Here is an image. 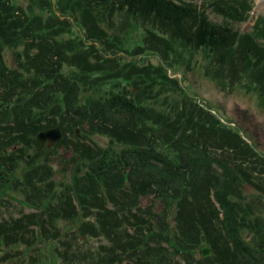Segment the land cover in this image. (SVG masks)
<instances>
[{
  "label": "trees",
  "instance_id": "obj_1",
  "mask_svg": "<svg viewBox=\"0 0 264 264\" xmlns=\"http://www.w3.org/2000/svg\"><path fill=\"white\" fill-rule=\"evenodd\" d=\"M79 1L91 14L108 8L152 17L188 46L228 55L233 68L249 72L264 103V44L258 41L264 38V16L251 31L237 33L206 11L210 7L241 21L251 0ZM94 26L91 35L98 40L104 29ZM48 27L35 25L14 0H0V193L14 180L21 160L33 159L27 148L42 129L60 126L64 134L58 143L83 158L72 183L61 191L66 183L56 188L51 165L30 168L25 181H14L24 185L20 202L34 211L0 221V261L42 264L37 250L58 238L53 243L57 264H119L115 255L118 261L128 256L133 264H182L179 256L184 264H264V232L246 239L247 211L236 200L244 184L264 191V155L235 126L195 102H188L184 119L183 110L174 117L125 90L83 100L79 81L84 75L68 70L69 50ZM82 67L95 69L89 61ZM95 132L111 135L118 147L102 146L91 135ZM143 197L152 203L143 206ZM60 219L109 244L77 251L63 240ZM204 243L212 255L195 256Z\"/></svg>",
  "mask_w": 264,
  "mask_h": 264
},
{
  "label": "rangeland",
  "instance_id": "obj_2",
  "mask_svg": "<svg viewBox=\"0 0 264 264\" xmlns=\"http://www.w3.org/2000/svg\"><path fill=\"white\" fill-rule=\"evenodd\" d=\"M14 2L24 7L35 25L49 26L47 31L56 34L64 42L70 53L68 70L84 75L79 81L83 100L125 90L132 95L140 93L144 101L156 102L158 108L170 110L174 117H178L179 111L183 110L184 119L188 114V102H195L215 113L224 124L235 126L254 150L264 155V103L261 94L255 88L249 72L243 68L240 70L237 67L240 65L233 68L227 59L228 55L220 56V53L210 51L208 48L190 47L170 27L152 17L130 14L125 10L111 11L108 8H101L93 10L94 14H91L86 10V3L79 0H14ZM198 2L200 3V0ZM251 2L252 8L247 18L241 21L231 20L210 7L206 8V11L212 20L229 24L237 33H243L251 31L257 18L264 16V0ZM76 16L79 19H76ZM84 23L89 26L88 29L84 27ZM95 23H99L104 29L97 36L98 40L91 35L94 32L90 31V28L94 29ZM34 32L37 33L38 29ZM258 41L261 45L264 44V38H258ZM24 46L25 44H21L19 48L23 49ZM8 54L11 60L12 48H9ZM106 56L109 59H106ZM84 61H89L95 69L85 70L82 67ZM80 134L82 135V131ZM91 135L102 146L118 147L109 134L95 132ZM168 144L171 145V141H168ZM27 149L29 155H33V159L29 164L26 159L21 160L17 172L12 177L14 180L0 193V221L11 217L16 219L21 217L20 215L34 211L20 202L23 200L21 189L24 185L14 186V181L19 178L25 181L26 172L30 168L51 165L54 172L52 179L57 183L56 188L58 189L61 182L66 183L63 188L59 187L61 191L72 183V176L80 165L79 160L83 158L72 156L73 150L63 142L51 147L44 146L41 150L37 149L35 144ZM262 164L264 166V163ZM261 168L259 167L260 170ZM236 200L243 211H247L246 219L249 226L242 229L243 235L246 239L252 240L264 232V191L260 186L253 188L244 184ZM141 203L143 206H149L152 198L143 197ZM80 217L75 221L78 222ZM76 222L58 220L60 229L63 228L65 232L63 240L69 239L74 249L77 251L92 249L94 252L98 246L109 244L106 239L76 232L74 225ZM50 241L42 249L37 250L38 255L42 257V264L58 262L57 250L53 245L58 238L56 241ZM1 250L2 248L0 252ZM196 250L195 256L199 257ZM29 254L31 255V252ZM33 254L37 255L36 252ZM127 257L123 255L122 260L118 261L120 256L115 255L114 260L119 264H133ZM177 258L184 264L180 256ZM0 264L26 263L18 261V258H11L0 261Z\"/></svg>",
  "mask_w": 264,
  "mask_h": 264
},
{
  "label": "water",
  "instance_id": "obj_3",
  "mask_svg": "<svg viewBox=\"0 0 264 264\" xmlns=\"http://www.w3.org/2000/svg\"><path fill=\"white\" fill-rule=\"evenodd\" d=\"M80 135V129H76ZM63 132L59 126H53L39 131L35 135V145L37 149L41 150L44 146L51 147L56 144L62 137ZM200 258L209 257L212 255V249L208 244H202L198 248Z\"/></svg>",
  "mask_w": 264,
  "mask_h": 264
}]
</instances>
